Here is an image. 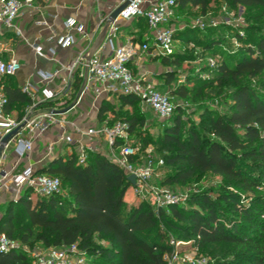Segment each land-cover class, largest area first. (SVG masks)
Returning a JSON list of instances; mask_svg holds the SVG:
<instances>
[{"label":"trees","instance_id":"trees-1","mask_svg":"<svg viewBox=\"0 0 264 264\" xmlns=\"http://www.w3.org/2000/svg\"><path fill=\"white\" fill-rule=\"evenodd\" d=\"M208 1L174 0L177 15L186 4L203 12ZM221 1L229 7L257 8L259 12L248 17L252 20L264 14V0ZM131 21L122 27L131 29L142 21L139 39L147 40L144 18L138 15ZM235 34L240 42L232 48L222 35L211 36L203 46L207 54L218 57L207 64L212 76L196 79L185 74L184 83L172 86L177 72L172 68L160 72L172 100L187 98L191 88L186 83L199 81L198 95L200 85L224 93V110L206 107L196 125L185 127L180 104L175 103L168 117L156 115L160 127L154 135L141 131L145 116L134 93H112L115 100L102 98L95 112L96 119L107 125L126 121L140 149L153 145L162 165L170 169L159 183L184 184L210 172L220 179L214 188L192 191L182 202L157 207L137 196L126 204L129 181L103 153L87 150L81 163L74 153H56L34 168L57 176L59 192L32 199L31 188L24 187L15 199L0 204V232L17 242L0 251V264H32L29 249L37 242L75 243L91 259L80 264H167L170 230L174 240L189 239L196 252L207 257L204 264H264V78L259 77L264 74V30L251 40ZM172 36L190 41L192 30H175ZM156 57L162 65L195 59L176 50ZM73 85L78 88V78ZM0 86L5 110L20 117L28 97L10 74L0 75Z\"/></svg>","mask_w":264,"mask_h":264},{"label":"built area","instance_id":"built-area-1","mask_svg":"<svg viewBox=\"0 0 264 264\" xmlns=\"http://www.w3.org/2000/svg\"><path fill=\"white\" fill-rule=\"evenodd\" d=\"M32 1L0 0V24L16 29L14 18L25 7L30 6ZM122 1L124 0H116L114 7ZM138 15L146 22L147 40L137 42L128 38L113 44L112 39L119 23ZM176 16L174 0H127L114 18L109 20L108 16L104 18L106 27L103 42L108 47V53L105 56L92 53L88 59H84L82 52L79 51L67 61L59 63L53 70H38V82H24L19 86L28 97L29 103L18 118L5 110L6 96L0 86V193L5 188L24 187H29L36 194L42 195L60 191L57 176L36 172L30 162L19 166L23 158L29 157L35 139L49 129H55L54 139L48 141L41 150L43 155L62 153L61 146L65 145L67 154L74 153L77 162L81 163L85 160L87 150H98V144L93 139L102 137L107 146V152L103 154L120 166L126 176L134 174V181L129 184L137 197L146 199L147 195L151 196L156 207L183 201L181 195L153 182L152 176L155 170L162 166L163 160L149 148L140 149L139 144L129 138L126 121L116 120L107 125L104 120L99 124L81 126L63 114L56 117V113L62 112L53 111L62 108L61 106L66 103L71 104L67 110L73 109L85 96L96 100L102 92L134 93L140 102L150 107L158 117H168L175 107V102L167 92L157 89L142 73L135 75L129 63L140 59L142 53L149 55L172 53L175 40L172 36L174 31L172 24ZM63 24L65 32L55 38V44L60 47L68 46L74 41L72 28L82 32V24L71 16L66 17ZM240 34L242 33L238 30V35ZM54 52V46H49L44 55L53 56ZM213 62L214 58L207 59L208 64L211 65ZM19 66L15 57L3 58L0 54V75L13 74ZM74 78L80 80L81 90L68 103L70 86ZM55 103H58V106H55ZM15 127V132L3 141V136ZM9 150L14 157L12 160H6ZM181 241L172 238L168 240L172 249L168 254H164L167 264L206 263L207 257L197 253L195 248L192 255L179 252L176 246ZM16 245V241L0 232V251H6ZM29 254L32 264L86 262L84 250L78 248L75 243L40 247L35 245L29 249Z\"/></svg>","mask_w":264,"mask_h":264},{"label":"crops","instance_id":"crops-1","mask_svg":"<svg viewBox=\"0 0 264 264\" xmlns=\"http://www.w3.org/2000/svg\"><path fill=\"white\" fill-rule=\"evenodd\" d=\"M115 3L116 0H33L30 6L25 7L14 18L13 22L16 29L0 24V54L3 58L13 56L20 64L19 68L13 74H10L11 78L18 86L24 82H38V70H53L59 63L70 59L76 52L81 51L84 54L89 47L94 45V42L96 44L93 53L98 56H105L108 53V47L103 42L104 31H102V28L105 16H108ZM68 16L73 17L76 22L82 24V32L72 28L71 33L74 36V41L68 46L60 47L55 44V38L65 32L63 22ZM130 22L131 19L119 23L117 28L119 32H115L112 39L113 44L120 43L128 38L137 42L143 40H136V35L131 33L130 28L122 27ZM133 29L136 30L137 28L134 27ZM49 46H54L55 52L53 56L44 55ZM148 59L159 61L156 55L142 53L140 54V59L132 60L129 63L132 72L135 75L142 73L157 89L166 92V89L160 87L167 85L163 82V78L160 75H153L154 73L152 74L146 69L142 70L141 62ZM165 68L166 66L160 63L156 73L161 72ZM73 80L70 86L68 103L71 102L80 86L79 83L78 88H75ZM102 98L112 101L114 97L113 94L105 92H102L96 100H91L88 96H85L73 109L67 110L69 113L67 117L73 119L81 126L101 123L102 121L100 122L96 119L95 112ZM66 105L67 103L61 107ZM145 107L155 114L150 107ZM55 132V129H49L40 134L33 142V150L29 157L23 158L19 162V166L26 162H30L35 167L43 164L50 155H43L41 150L48 141L54 139ZM74 136L76 135L74 134ZM93 141L98 144V151H100L99 147L101 144L105 145L102 137L95 138ZM39 145H42L40 149L38 148ZM61 147L62 153H67V147L65 145ZM100 152L103 153V151ZM7 153L6 160H12L14 157L11 150ZM22 189L5 188L0 193V204L6 199H15Z\"/></svg>","mask_w":264,"mask_h":264},{"label":"rangeland","instance_id":"rangeland-1","mask_svg":"<svg viewBox=\"0 0 264 264\" xmlns=\"http://www.w3.org/2000/svg\"><path fill=\"white\" fill-rule=\"evenodd\" d=\"M259 10L255 7L244 8L241 5L236 7H229L224 4L221 0H210L207 2V5L204 11H200L198 6H191L186 4L181 10L178 11V15L173 20L174 31H185L186 28H191L192 30V39L190 41H174V50L178 52H188L195 56V59L192 61H182L178 65L168 64L165 65L166 68H172L177 73L171 82L170 85L175 86L178 83H184L185 74H191L192 76L198 78H207L212 76V73L208 70L207 59L209 57L218 58L217 56H212L205 52L203 46L206 44L207 40L212 37H217L222 35L227 42V46L232 48L239 44L240 40L236 36L235 32L238 33V30L242 34L240 36H246L251 40L258 30H264V14L258 20H252L248 17L253 15ZM133 23V21H131ZM137 29L134 30L133 28ZM134 27L130 29L131 33L136 35L135 39L138 40L141 36L140 31L143 30V22L138 21L134 23ZM256 28H258L256 30ZM116 32H119L117 30ZM152 66H151V65ZM159 61L156 60H144L141 62L142 70L145 69L148 72H152L153 75H160V72L156 73V70L159 67ZM150 65V66H148ZM150 68V69H149ZM260 78H264V74L259 75ZM200 84L199 81L194 83H186L188 88H191V92L187 98H180L177 96L173 97V100L176 104H180L181 108V118L185 127L190 125H196L199 120V114H204V109L206 107L212 108L217 111H222L226 108L225 103L222 101L223 92H218L215 88L210 86L200 85L201 92L198 95L196 92V87ZM163 89L168 88V85L160 86ZM195 92V93H194ZM115 100V98H113ZM116 102V101H115ZM58 106V103L54 104ZM144 113L145 119L144 124L140 126L141 131H147V133L155 134L159 129V123L157 122V116L149 110L144 105L140 107ZM68 116L67 110L62 113H56L55 116L59 117L61 115ZM144 133V132H143ZM129 138L135 140L137 137L136 133L130 134ZM42 145H39L40 149ZM149 148L154 154L156 153L152 144H147L145 146ZM100 151L103 153L107 152V146L102 145L99 147ZM170 169L164 165L157 168L153 174V182L156 184L159 183V179ZM219 176L212 174L210 172L203 173L199 175L198 178L190 179L184 184H170L165 185L161 184L162 188L166 190L179 194L184 200L187 195L196 190L209 188H214L219 183ZM37 196L35 191L31 192V198L34 199ZM135 194L133 193L132 186L129 184L124 195V200L126 204L135 199ZM146 200L153 204L151 196L147 195ZM170 238L174 240L175 232L169 231ZM99 242L105 243L106 241L100 239ZM37 245L40 247L41 243L37 242L33 246ZM194 246L191 245V241L182 240L177 246L176 249L180 252H185L189 255L193 254ZM84 260L86 263L91 260L90 256L84 254Z\"/></svg>","mask_w":264,"mask_h":264},{"label":"water","instance_id":"water-1","mask_svg":"<svg viewBox=\"0 0 264 264\" xmlns=\"http://www.w3.org/2000/svg\"><path fill=\"white\" fill-rule=\"evenodd\" d=\"M126 1L127 0H124L122 2H120L118 5H116L111 11L110 13L108 14V20L109 19H112L116 16V14L119 12V10L126 4ZM106 27V23H104L103 25V28H102V31H104ZM95 44L96 42H94V45L89 47L86 52L83 54V58L84 59H88L90 57V55L93 53L94 51V47H95ZM81 90V85L79 86L78 90L76 91V95L80 92ZM71 104L65 106V107H62V108H58V109H54L53 111L55 112H63L65 110H67L69 107H70ZM16 130V127L14 129H12L9 133L5 134L2 138L3 141H5L13 132H15ZM126 179L129 181V183H133L134 181V174L133 173H130L126 176Z\"/></svg>","mask_w":264,"mask_h":264}]
</instances>
